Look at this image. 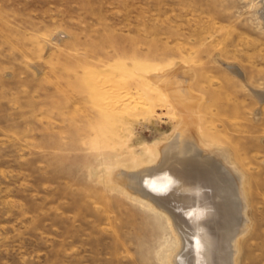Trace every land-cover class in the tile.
Wrapping results in <instances>:
<instances>
[{
    "label": "rangeland",
    "instance_id": "1",
    "mask_svg": "<svg viewBox=\"0 0 264 264\" xmlns=\"http://www.w3.org/2000/svg\"><path fill=\"white\" fill-rule=\"evenodd\" d=\"M263 1L0 0V264L217 263L199 226L176 250L119 181L138 169L105 172L178 133L225 155L242 184L236 264H264ZM119 74L151 87L154 113L111 105Z\"/></svg>",
    "mask_w": 264,
    "mask_h": 264
},
{
    "label": "bare ground",
    "instance_id": "2",
    "mask_svg": "<svg viewBox=\"0 0 264 264\" xmlns=\"http://www.w3.org/2000/svg\"><path fill=\"white\" fill-rule=\"evenodd\" d=\"M260 17L264 20V15H261ZM261 26L264 28V23L261 22ZM232 72L237 76L239 75L238 71L232 70ZM163 76L164 74L160 76L156 75L152 76V78H160ZM134 77L136 78V76ZM123 79L124 76L122 78V75L119 74V76L113 79L112 83H107V80V85H104L105 88L103 89L110 94L111 105L116 108L117 104H122L125 108H129L131 111L136 109L140 114L149 115L154 113V105L152 106L154 102L152 103V101L149 100V95H151L152 92L150 93L142 90L145 88H148L146 90H149L151 87L142 83V81L137 78L136 80L141 83V85H139L142 88L139 87L132 89L128 87L129 84H125ZM106 83L104 82V84ZM154 94L156 93L154 92ZM181 95H183V93ZM152 97L150 99H152ZM188 100H190V98H188ZM130 115L133 116V114ZM195 139L194 136L189 137L187 135L181 136L179 133L175 134L174 137L171 138V140L161 149L158 148V146L161 145H159V143L152 147H146L141 155H135L134 158L131 159V163L109 165L105 167V172L109 178L118 173V167H122L126 171L138 169L136 173H132L130 177L125 180L123 179L126 178L127 175H123L119 181L122 185L126 184L131 187L134 190L133 193H135L137 197L139 196L144 200H146V197H150L148 198L149 204L147 206L153 211L164 214L167 218L170 229L174 235L173 244H175L176 250L180 246L179 243L181 241L182 243H187V240L189 239L186 234L187 231H189L187 229L192 228L191 230L194 231L193 229L196 226H199L197 228L203 232L201 234L202 238L197 236L199 246L203 247L205 244L204 242H206L205 239L209 240V242L206 243L212 245L215 244V246L217 245L216 247L219 253L216 255L217 263H214L236 264L235 254L237 253H235L232 248L237 249L238 242L245 232V230L240 229L242 225H240L241 221L239 222V215L242 214L243 209H241L240 202H238L240 198L238 197L239 192L236 189L238 188L237 186L242 184L238 185L236 183V179L233 177L236 174L233 175L232 173L233 176H230L231 172L229 173L223 167L222 162L226 159L225 155L223 156V153L221 154L223 158L219 155L220 153L218 155H213V148L205 144H202L204 149L199 148L197 145L200 143L198 142L197 144ZM120 172L122 173V171ZM230 177L232 178L229 179ZM144 178H148L151 180V184H153L149 190L143 185L144 181H146L143 180ZM126 180L129 181V184L128 182H125ZM106 181H108V179ZM120 182L119 184H121ZM108 183L110 182L108 181ZM110 185L114 184L110 183ZM120 190L121 193L119 194L126 193L124 189ZM241 223H243V221ZM244 226L246 227V225ZM208 228L217 231V234H215L216 236L212 237V239L207 235V231H203ZM193 254L194 252L192 255ZM184 256V252L178 256L179 258L177 259L180 260V264L181 261L185 259H183ZM188 259L189 257L187 260ZM199 262H201L200 259ZM171 264H174L172 258Z\"/></svg>",
    "mask_w": 264,
    "mask_h": 264
}]
</instances>
